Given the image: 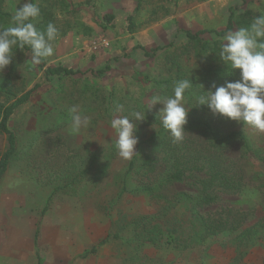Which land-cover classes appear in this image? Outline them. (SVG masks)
I'll use <instances>...</instances> for the list:
<instances>
[{
    "label": "rangeland",
    "instance_id": "obj_1",
    "mask_svg": "<svg viewBox=\"0 0 264 264\" xmlns=\"http://www.w3.org/2000/svg\"><path fill=\"white\" fill-rule=\"evenodd\" d=\"M34 1L52 12L58 29L54 55L45 59L47 66L61 65L79 73L46 76L39 65L31 64L30 52L15 55L19 59L10 78L13 89L21 94L35 84L39 87L8 121L16 151L0 180L3 225L35 222L41 236L47 218L48 223L69 231L70 261L87 254L84 264H264V132L213 115L208 108L200 113L188 98L185 139L173 143L169 132L160 134V125L152 121L162 105L147 108L152 96L170 95L171 90L144 80L145 76L151 82L170 76L176 71L175 66L170 69L175 59L177 70L195 74L199 82L208 75L205 68L212 66L206 64L205 55H195L183 31L221 30L229 13L234 15L233 30L246 26L259 14L255 8L264 7L261 0ZM24 2L3 0L2 7L14 14ZM105 14H112L110 22ZM81 22L93 29L89 36L82 34ZM200 37L219 40V45L222 38L212 32ZM169 43L173 45L153 56L136 48L143 46L150 52ZM10 64L2 74L9 72ZM106 64L110 68L97 74ZM231 70L237 80L238 69ZM211 79L219 86L232 78L223 79L220 73ZM7 97L0 92V102L10 103ZM73 105L90 118L89 127L78 135L70 133ZM117 105H123L124 112L117 113ZM144 108L145 120L136 122L138 153L128 172L130 161L118 155L110 120ZM201 124L221 135L243 132L257 153L249 156L239 143L227 141L218 144L217 154L211 152L223 172L234 178V187L219 190L214 202L195 209L186 197L196 195L193 177L186 175L155 191L145 189L157 186L178 152L210 154ZM6 148V135L0 132V154ZM204 172L201 169L198 175ZM199 214L211 220L223 218L230 225L200 236L195 219ZM141 216L151 217L165 232L171 229L178 244H168L165 236L146 240V231L136 227ZM45 247L44 243L41 250Z\"/></svg>",
    "mask_w": 264,
    "mask_h": 264
},
{
    "label": "clouds",
    "instance_id": "obj_2",
    "mask_svg": "<svg viewBox=\"0 0 264 264\" xmlns=\"http://www.w3.org/2000/svg\"><path fill=\"white\" fill-rule=\"evenodd\" d=\"M264 5V0H261ZM254 15L246 26L226 32L219 45L218 56L229 69H238L239 78L226 81L217 86L213 81L208 90L200 86L193 92L194 84L185 78L174 81L171 94L154 95L147 108L157 103L160 123L167 130L173 143H181L185 139L184 125L187 123L189 108L186 93L192 94L191 106L206 105L213 115H221L231 120L264 132V7L255 8ZM41 10L39 3L26 0L16 8L11 17L10 26L0 27V73L3 72L14 57L15 49L31 53V64H40L54 55L53 41L58 36L55 24L49 22L44 31L36 24L39 22ZM214 89V90H213ZM71 113V134H79L90 125V118L84 115L78 105H73ZM117 113L124 112L123 105H117ZM145 120V108L129 111L127 115H114L110 120V128L115 134V147L120 158L131 161L138 153L135 146L138 137L135 135L137 123Z\"/></svg>",
    "mask_w": 264,
    "mask_h": 264
},
{
    "label": "trees",
    "instance_id": "obj_3",
    "mask_svg": "<svg viewBox=\"0 0 264 264\" xmlns=\"http://www.w3.org/2000/svg\"><path fill=\"white\" fill-rule=\"evenodd\" d=\"M34 3L35 1L32 0ZM3 0H0V27H8L10 26L12 13L4 10L2 7ZM138 7V6H137ZM41 10V16L39 19V22L36 24V27L40 31H44L46 29V26L49 22L53 23V14L50 10H47L40 6ZM234 15L232 13H229L228 19L226 22V25L221 30H198L195 32H191L189 30H184V35L187 38L188 43H190L195 48V55L202 56L205 55V61L206 64H210L211 67L205 68V74H208L207 76H204L199 82L196 83L195 74H190L189 79L194 84L193 92L196 88L200 87L198 84L203 86V89L208 90L210 85L212 84L213 80L211 79L214 74H220L222 73V78H226L227 75L231 77V81H235L238 77L237 75L231 76V73L233 72L231 69H228L226 65L223 64L222 61H220L218 56L219 51V40H205L200 37L201 34H204L206 32H212L216 34L217 36L222 37L226 32L233 30L234 28V22H233ZM104 18L106 21L110 22L113 18L112 14H105ZM128 28H131L133 26L132 17L128 16ZM79 28L82 29V34L89 36L93 29L91 26L81 22L79 24ZM172 43H169L165 46H156L153 47L150 52L147 51L143 46H136V48H140L144 50V54L147 56H153L156 54V52L160 49H164L165 47L172 46ZM24 51L30 52L27 48L24 49ZM23 50L17 48L15 49V54L13 57V60L9 66V72L7 74L0 73V92H3L8 99H12L10 103L6 104L5 102H0V132L4 133L6 135L7 140V148L0 154V180L2 176L4 175L8 164L10 162L11 157L15 154L16 149V140L15 135L13 131L8 127V121L11 117V115L14 113V111L24 103H26L32 92L36 90L39 87V84H35L32 88L22 92L21 94H18L14 89L13 85L10 83L12 74L15 73V68L18 65V59L16 58V54H21V52H24ZM41 69H43L46 76L49 75H55L57 77H63V76H73L77 73H79L78 70H74L65 66L57 65V66H47L46 61L43 60L40 64H38ZM175 66V72L171 73L170 76L163 77L160 80H150L148 76L144 77L145 82L151 83V85H156L158 89H162L163 91H170L172 88V85L174 81L178 79L185 78L188 73L186 71H180L176 68V61L175 59H172L170 61V69L174 68ZM214 67V70H213ZM110 68L108 64H106L103 68L98 69L96 72L97 74H102L105 71H107ZM211 68V69H210ZM239 70H236L235 73H238ZM175 76V79L173 80L172 77ZM215 82V81H214ZM216 83V82H215ZM214 90V89H213ZM188 98H192L191 93H186ZM200 113L207 110L206 105L198 106ZM153 122L158 123L160 125L159 132L162 134L164 131H167L163 129L159 116H154ZM198 124L202 122L195 121ZM203 126V135L205 137V142L208 144L210 149V154L208 156H199V153H193L188 152V154L183 153H177L175 157L173 158V162H171L166 170V173L164 174L163 178H161L158 181L157 186H145V189L149 191H155L156 187H159L164 184H169L177 181H182L185 176L187 177H193V185L196 187L197 192L195 196H187L189 201L192 203V205L195 207H204L205 205L211 204L214 202L216 197V192L219 190H225V189H231L234 187L235 182L234 178H230L228 174L223 172L221 167L219 166L218 160H216V157L212 154L215 153L218 149V144L220 142L223 143V141L227 142H237L240 144L241 150L243 153L248 154L249 156L256 157V154L254 150L252 149L251 143L248 139V137L240 131H231L228 132L226 135L220 134L219 131L211 126H207L205 124H201ZM212 152V154H211ZM185 153V152H184ZM185 160V161H183ZM149 165H152V162H147ZM134 167V159H132L129 162L128 166V172L131 171ZM201 169H204V174L202 176H199L198 173ZM187 171V172H186ZM150 184V183H149ZM45 207L43 208V212L45 211ZM196 224L201 227V231H199L200 236H204L209 233L216 232L217 230L224 228L226 225H228L230 222L219 218L217 220H211L207 217L203 216V214H199L195 216ZM136 222V227L140 229H144L146 231L145 233V239L153 242L157 239L158 236L166 237V242L168 244L173 243L175 245L178 244L176 236L173 235L172 230L169 229L166 232L160 229V226L156 223H154L149 216H141ZM230 225V224H229Z\"/></svg>",
    "mask_w": 264,
    "mask_h": 264
},
{
    "label": "crops",
    "instance_id": "obj_4",
    "mask_svg": "<svg viewBox=\"0 0 264 264\" xmlns=\"http://www.w3.org/2000/svg\"><path fill=\"white\" fill-rule=\"evenodd\" d=\"M3 224L0 219V264H84L87 254L70 261L69 231L48 223L47 218L41 236L35 222ZM44 243L45 250H41ZM77 249L80 250L79 246Z\"/></svg>",
    "mask_w": 264,
    "mask_h": 264
}]
</instances>
